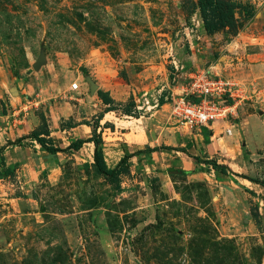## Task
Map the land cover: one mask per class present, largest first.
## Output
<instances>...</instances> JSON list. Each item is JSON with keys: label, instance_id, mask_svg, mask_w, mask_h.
<instances>
[{"label": "rangeland", "instance_id": "374dc122", "mask_svg": "<svg viewBox=\"0 0 264 264\" xmlns=\"http://www.w3.org/2000/svg\"><path fill=\"white\" fill-rule=\"evenodd\" d=\"M197 1L0 0V115L26 112L39 84L79 70L114 102L83 122L97 131L101 120L118 132L143 127L161 149L228 169L173 170L166 150L156 171L130 163L113 182L96 173L87 149L60 160V174L16 166L0 180V264H264V68L254 78L223 67L245 94L238 116L203 143L202 131L179 126L168 105L192 48H206L204 65L223 66L238 62L240 54L220 47L240 33L264 38V0H231L242 7L241 29L212 39Z\"/></svg>", "mask_w": 264, "mask_h": 264}, {"label": "crops", "instance_id": "0c3cea01", "mask_svg": "<svg viewBox=\"0 0 264 264\" xmlns=\"http://www.w3.org/2000/svg\"><path fill=\"white\" fill-rule=\"evenodd\" d=\"M204 33L206 34V31H204ZM213 35L208 36L206 34V37L212 39ZM246 37L258 45L254 47L247 46L252 44V42L245 41ZM242 38L244 41H241ZM231 43L232 44L221 46L220 49L223 50L227 48L234 54H240L236 58L238 62L234 63L233 58L230 60L226 59L223 66H219L218 62L212 63L210 66L204 65L205 57L203 53L206 52V48L204 52H202L203 49L198 50V53L192 48L191 57L187 62L188 67L186 66L188 69L185 71V65H183L182 68V70L185 71V73H183L185 77L177 84L169 87V95L180 93L188 83L189 75L198 69H208L212 75L222 77L223 67L234 76L238 75V72L234 70L241 68L243 71L249 73L247 75L248 77H251L253 76V71L264 68V38H261L253 32L251 34L242 32ZM173 64H176L175 61H173ZM253 77L257 78L255 76ZM37 78L40 79V75H37ZM74 81H78L79 84L77 91L72 88ZM240 84L242 85V83ZM98 92L97 90L96 92L93 91L91 87L88 86L82 74L79 73V70H76L74 75L71 74L70 77H64L58 82L51 79V84L49 85L39 84V88L34 90V99L28 101L29 105L34 107L33 110L30 107L26 112H22V109H20L14 111L9 110L7 113L1 114L0 172L2 173V178H0V180H3L5 177H10V175L7 176L5 174L6 168H10V170L14 172L13 169L16 166L24 167L32 164H36L42 170H48L52 172V174H60V160L75 156V153H79L85 149L89 151L90 163H93L95 146L92 142L83 144L82 148L75 153L58 152L56 154H51L35 139L31 138L30 135L33 131H39L42 126H46L44 130L48 131V135L45 136L42 134V137L53 139L55 147L63 149L68 148L72 142L78 139L92 138L93 128L91 124H87L83 122V120H89L91 117H95L98 114V110L103 105L109 106L104 104L99 98ZM21 102L22 101H20V104ZM22 105L24 106L25 104ZM168 105L171 109V102H169ZM42 116L45 117V125L42 124ZM237 116L238 111L235 117ZM70 121H72L71 126L65 125ZM105 122L107 121L101 120V127L98 129H103L104 131V133H102V150L104 152L105 161L110 169L116 168L125 156H130L129 162L133 165L132 167L138 165V170L154 172L156 171V165L158 163L156 157H158L159 151L163 152L164 150H166L165 152H170V164L173 170H187V172H193L199 169L202 170V166H207V168H209L208 165L203 162H198L195 159L198 157V154H191L193 156L192 158L188 157L185 159L183 154L175 149V147H171L172 149H161L156 146L153 138L147 134L143 127H138L136 131L133 132L128 130L126 132H118L117 129L112 130L110 128H104L103 125ZM217 123L229 125L231 121H218L208 127L195 129V131H202V134H198L201 143H203L206 134L209 136L212 135V131H214ZM232 128H234V126L226 128L224 132L227 133V130H230L231 134ZM106 135L108 137H106ZM119 135H122V138H119ZM128 137L131 138V141ZM108 138L111 139V141L108 142ZM117 139H120L121 143H119ZM139 151L142 152L137 154ZM2 160L4 164H2Z\"/></svg>", "mask_w": 264, "mask_h": 264}, {"label": "trees", "instance_id": "16d2710c", "mask_svg": "<svg viewBox=\"0 0 264 264\" xmlns=\"http://www.w3.org/2000/svg\"><path fill=\"white\" fill-rule=\"evenodd\" d=\"M242 8L241 5L238 3L231 1V0H198L195 2L193 9L199 11L203 27L208 35H213L215 33L221 31H227L229 35L236 36L241 29V25L238 22L237 14L239 9ZM99 98L103 101L106 105H112L113 99L104 92H98ZM164 104V101H161ZM110 111V109L108 110ZM98 117V122L101 118ZM42 124L45 125L46 120L45 117H41ZM71 126V125H70ZM46 126H42V128L38 131L35 130L31 133L30 137L35 139L47 152L51 154H56L58 152H65V153H75L79 151L83 144L87 142H92L95 146L94 154H93V166L96 170V173L109 181L113 182L115 178H118L120 175L128 173L130 162V156H125L122 158L118 166L114 169H110L105 161L104 152L102 150V137L97 131V127L93 128V136L89 139H78L70 144V146L66 149L55 147L53 143V139L42 137V134L47 136L48 131L44 130ZM43 132V133H42ZM156 150V149H153ZM148 151V150H146ZM142 151H139L137 154H140ZM1 153V149H0ZM198 162H203L204 164L208 165L209 168H213L214 170L226 174L227 168L225 166L219 165L217 161H212L206 159L202 161L201 158H195ZM2 164L4 161L2 160ZM5 174L11 175L13 172L10 168L5 169ZM0 178H2V173L0 172ZM264 187V183H261ZM253 194V193H252ZM254 220H257L258 215L253 213Z\"/></svg>", "mask_w": 264, "mask_h": 264}, {"label": "built area", "instance_id": "2783aa9c", "mask_svg": "<svg viewBox=\"0 0 264 264\" xmlns=\"http://www.w3.org/2000/svg\"><path fill=\"white\" fill-rule=\"evenodd\" d=\"M188 80L183 90L170 98L171 115L179 126L198 129L236 116L237 101L245 94L243 85L212 75L208 69L192 72ZM72 88L76 90L78 85L74 83Z\"/></svg>", "mask_w": 264, "mask_h": 264}, {"label": "water", "instance_id": "95a60500", "mask_svg": "<svg viewBox=\"0 0 264 264\" xmlns=\"http://www.w3.org/2000/svg\"><path fill=\"white\" fill-rule=\"evenodd\" d=\"M93 90H95V88L93 87Z\"/></svg>", "mask_w": 264, "mask_h": 264}]
</instances>
